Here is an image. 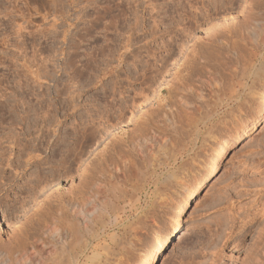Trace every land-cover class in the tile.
Segmentation results:
<instances>
[{"label": "rangeland", "instance_id": "1", "mask_svg": "<svg viewBox=\"0 0 264 264\" xmlns=\"http://www.w3.org/2000/svg\"><path fill=\"white\" fill-rule=\"evenodd\" d=\"M49 1L0 0V192L9 209L0 245L19 250L52 221L82 230L73 210L96 205L97 236L78 238L104 244L114 234L118 253L108 249L105 263L127 264L174 204L178 178L261 85L264 17L245 7L252 0H235L228 26L212 22L219 45L192 18L198 0H58L54 11ZM98 122L79 153L84 128ZM142 135L151 146L139 152ZM262 230L258 119L168 226L151 264H260Z\"/></svg>", "mask_w": 264, "mask_h": 264}, {"label": "bare ground", "instance_id": "2", "mask_svg": "<svg viewBox=\"0 0 264 264\" xmlns=\"http://www.w3.org/2000/svg\"><path fill=\"white\" fill-rule=\"evenodd\" d=\"M234 1L235 0H230L232 4H234ZM49 2H51L50 7H52L54 11L53 7L57 6L58 0H50ZM216 2L217 0H198L197 8L199 12L195 16L193 14L192 18L198 17L200 19V22L199 23L197 22L199 25L198 27L200 28L202 27L201 25H203V23L204 24L207 23V25H209V28H207V32L208 31L210 32L207 34L204 40L209 39L212 41H219V45H224L225 40L222 39L216 31H213L214 30L213 28L214 26L217 25V23L220 25L224 24L225 26H228L229 23L224 20L227 14H232L233 6L231 8L222 9L216 7ZM186 16L188 17L189 15ZM213 21H216L217 23L212 24ZM185 30L187 31L188 28H185ZM4 39H2V41ZM259 66L260 67L258 70L263 71L264 62H262ZM34 74L36 79L41 78V73L39 74L38 71L35 70ZM255 75H257V77H259L258 75L261 76L259 72L257 74L255 73ZM253 85H255L254 82ZM249 90L250 91L248 94L249 97L251 95L252 99L249 100V102L246 103V105L243 106V108H240L236 113H234L227 119V121L223 124V126L220 129H218V131L214 134L212 140L208 143L204 152L200 154L196 158V160L186 169V171L178 178L176 185L177 187L174 191V197H175L174 204H172L168 208L167 215L164 217V219L158 225V227L154 230L152 241L148 245L142 247V249H140V251L136 255H134L130 259V261L127 262V264H151L153 262L154 258L161 253L164 245L171 238L172 233L168 231V226L173 222H175L180 217L193 193L203 182L206 176L217 165L219 160H221V158L226 153L227 148L231 145V143L235 139H237V137L243 134L246 130H248L249 128L253 127V125H255V123L257 122V120L259 119V117L261 116L264 110V107H262L264 106V78L260 86L255 87L251 85V88H249ZM103 124H104L103 122H98L97 126H94L92 124L90 127L84 128L83 137L86 138V140L81 143L78 151L79 153L82 152L86 146L96 141L97 134H99L102 131L101 128H99V126ZM208 133H210V131ZM150 146H151V135L139 136V140L136 144V148L138 149L139 152H142L143 149H145L146 151V149H148V147ZM171 177H174V173L172 172L169 174V178ZM70 207H71L70 210H72L75 207V203H71ZM96 211H97L96 205L91 207V209H88L85 207L84 204L82 205L81 208H78L77 210H73L72 215H74L75 218H79L81 221H83L82 230L81 227L78 226V224L76 225V223H74L75 224L74 226H76V228L72 227L70 229H67L66 227L65 228L59 227V225H57L56 223H54V221H52L50 222V224L47 222L48 223L47 227L46 224L44 225L46 228H44L45 230L43 231V233L46 232L47 235L41 233L39 236L38 235H36V237L32 236V238L35 239L30 242L28 241L23 242V244L24 243L25 244L20 246L22 247V249L19 247V250H17V248L14 250V248L17 246H14V248L10 247L13 248L10 249L8 245L4 246V243L3 244L1 243V245L4 247L0 245V264H31L33 257H37L40 261V264H106L107 263V262L105 263L106 259H109V257L106 256V254L110 255L108 249L111 248L110 251L113 250L114 252L116 250V247L119 246L118 245L119 243L115 242V239L113 237L114 234L111 237V239L109 238L110 241L108 243L105 242L104 244L103 243L96 244L94 242L95 244L92 245V243L88 241L89 239L85 240L84 238L83 241V239H81L80 237H82V235L84 234L81 235L79 233L80 230L81 233L87 232L88 235H90V237L91 236L93 237V235L98 234L97 233L98 231L97 232L93 231L94 233H92V230H94V228L96 227L93 228L92 226L93 222H91L93 220L91 217L93 216V214H95ZM47 220L49 219L47 218ZM99 221H101L100 224L102 225L101 226L102 228L104 223L102 224V220ZM90 226H92L91 230H90ZM77 234L78 236L80 235L79 238L81 241L79 240ZM88 235H86L87 238ZM75 236L77 237L76 239H78L79 241L75 242L76 240ZM7 243H9V241H6V244ZM119 248L122 247L120 246ZM122 249H119V251ZM117 253L114 254V256L117 255ZM119 255L122 256L121 254ZM119 258L120 257H118V259Z\"/></svg>", "mask_w": 264, "mask_h": 264}, {"label": "snow or ice", "instance_id": "3", "mask_svg": "<svg viewBox=\"0 0 264 264\" xmlns=\"http://www.w3.org/2000/svg\"><path fill=\"white\" fill-rule=\"evenodd\" d=\"M211 6V5H210ZM233 4L230 2V0H217L216 7L218 8H231ZM245 7L249 8L252 7L253 11L258 10L260 16L264 17V0H252V4L249 5L245 3ZM262 54H264V48H262ZM264 107V106H262ZM260 122L264 123V114L260 116ZM166 135L165 133H161V136ZM156 143H159V141H155ZM8 203V200L5 198V195L3 192H0V222H4V217L6 213L9 211V209L5 208V204ZM258 243L262 249H264V230L261 231L259 235ZM31 264H40V261L37 257H33ZM250 264H255V260L253 259ZM260 264H264V259H261Z\"/></svg>", "mask_w": 264, "mask_h": 264}]
</instances>
